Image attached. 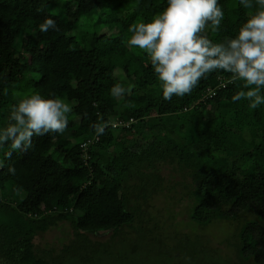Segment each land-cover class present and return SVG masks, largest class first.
<instances>
[{
	"label": "trees",
	"instance_id": "16d2710c",
	"mask_svg": "<svg viewBox=\"0 0 264 264\" xmlns=\"http://www.w3.org/2000/svg\"><path fill=\"white\" fill-rule=\"evenodd\" d=\"M219 2L225 19L219 33H207L214 42L234 36L254 10L239 0ZM166 6V0H0V124L22 97L9 90L18 83L27 86L23 96L73 105L63 134L34 136L28 152H14L0 169V264H88L87 257H102L104 244L87 234L135 223L140 202L160 186L163 165L190 178L192 223L239 221L224 239L235 249L231 264H264V106L232 102L241 82L223 71L201 79L191 94L163 99L148 56L127 40L130 26ZM48 16L58 31L39 30ZM116 82L134 85L125 99L110 96ZM101 118L110 126L97 137L92 124ZM61 222L75 236L60 250L34 242ZM197 259L189 264H204Z\"/></svg>",
	"mask_w": 264,
	"mask_h": 264
},
{
	"label": "clouds",
	"instance_id": "9594fccd",
	"mask_svg": "<svg viewBox=\"0 0 264 264\" xmlns=\"http://www.w3.org/2000/svg\"><path fill=\"white\" fill-rule=\"evenodd\" d=\"M239 3L254 10L234 36L219 42L207 34L222 29L225 12L219 0H166L167 6L150 21L130 26L127 44L148 56L164 100L191 94L201 79L223 71L231 74L233 82H241L240 89L231 96L232 102L245 100L251 110L264 106V0ZM39 30L58 31L56 20L45 17ZM133 87L116 82L108 91L111 97L122 100ZM3 94H8L7 89ZM71 113L73 105L64 99L39 93L19 98L11 106L7 122L0 124V169L14 152H28L34 136L63 134ZM109 126L103 118L92 124L97 137ZM7 171L14 174L16 170L9 166Z\"/></svg>",
	"mask_w": 264,
	"mask_h": 264
},
{
	"label": "rangeland",
	"instance_id": "374dc122",
	"mask_svg": "<svg viewBox=\"0 0 264 264\" xmlns=\"http://www.w3.org/2000/svg\"><path fill=\"white\" fill-rule=\"evenodd\" d=\"M121 56L127 58V55ZM25 89L27 86L18 83L9 90L23 96ZM160 173L162 181L159 189L157 187L155 193L149 191L148 194L152 196L146 202H140L145 215L142 213L135 223L122 227L116 233L87 234L89 241L104 244L98 245V250L106 249L102 257H87L88 264H189L191 257L198 258L204 264L233 262L235 249L224 239L235 233L239 221H219L208 226L192 223L188 217L190 200L186 195L191 185L190 178L183 177L169 165H163ZM141 189L145 191L144 187ZM138 221L142 232L139 239L136 233ZM74 236L70 224L61 222L58 227L37 235L34 242L39 247L53 246L60 250ZM209 248L219 257H211Z\"/></svg>",
	"mask_w": 264,
	"mask_h": 264
},
{
	"label": "built area",
	"instance_id": "2783aa9c",
	"mask_svg": "<svg viewBox=\"0 0 264 264\" xmlns=\"http://www.w3.org/2000/svg\"><path fill=\"white\" fill-rule=\"evenodd\" d=\"M212 95H214V91H212V92L209 93V96H212ZM82 147H84L83 144H82Z\"/></svg>",
	"mask_w": 264,
	"mask_h": 264
}]
</instances>
